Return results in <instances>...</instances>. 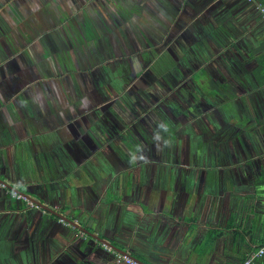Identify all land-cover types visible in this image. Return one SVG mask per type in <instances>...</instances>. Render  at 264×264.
<instances>
[{
  "label": "flooded vegetation",
  "instance_id": "af4514ba",
  "mask_svg": "<svg viewBox=\"0 0 264 264\" xmlns=\"http://www.w3.org/2000/svg\"><path fill=\"white\" fill-rule=\"evenodd\" d=\"M100 26L107 29L110 25ZM128 27L120 25L117 29L121 38L124 36L129 40L127 45L132 43L130 37L135 35L125 30ZM139 35L144 45L147 44L144 36L151 40L150 34ZM189 38L186 43L189 47L182 48L186 52L180 54L178 44V52L173 53L174 66L166 74L157 76L160 77L157 80H153L155 75L149 80L140 78L143 73H137L134 59L130 57L127 62L120 61V64L110 61L99 64V67L90 71L93 76L91 80L86 75L84 80L74 83L61 81L53 86L44 84L42 87L46 91L40 90L41 86L38 84L37 93L30 87L27 93H34L38 98L46 97L47 101H42L41 104L32 99V96L30 102L22 104L19 98L14 97L8 103L9 109H6V102L3 98L0 99L2 154L7 159V168L13 165L14 172L8 173L6 167H0V170L11 179L13 175L16 176L18 194L21 195L16 198L19 206L25 197L23 193L30 196H27L30 204L24 209L27 217H37L43 210L47 222L54 221L56 215L51 208L40 207L35 202H45L49 207H52L50 203L63 206L67 196L64 193L65 187L69 181L81 182V179L96 176L106 180L109 171L114 172L126 166L128 169L122 175L123 180L138 176L140 167L143 166L144 177L147 179L173 176L189 178L196 175L190 167L186 166L183 170L172 168L179 163L191 165L216 159L225 150L228 151V161H240L245 148L256 147L253 134L256 130L255 120L261 117L260 111L264 108V89L252 78L255 71L246 65L249 62L246 58L249 56L245 54L244 41L239 35H211L210 40L200 37L203 43L199 47L195 42L197 36L191 35ZM163 40L167 41L165 38ZM103 45L105 44L102 43ZM89 47L86 45L83 51L90 52ZM142 55L145 57V52ZM135 57L136 62L141 64V59ZM204 60L209 63L203 65L204 70L200 73L209 80V88L203 90L202 79L194 81L193 75L191 80L180 79L185 73L181 65L191 67L194 62L199 64ZM46 65L49 68V64ZM59 65L63 66L65 63L60 62V68ZM88 66L91 67L89 64ZM140 66L138 65V70ZM21 67H24L21 70L25 74L34 73L29 66ZM3 68L4 73L11 72L5 66ZM246 70L251 72L247 73ZM206 73L211 78L212 75H217L223 85L222 89L216 88ZM168 74H171L167 79L168 87L164 88L161 80ZM135 75L142 80V83L138 82L139 87L129 89L128 84L125 94H120L119 90ZM1 83L3 87V82ZM24 83L31 86V81ZM182 86L189 92L177 95L176 91ZM166 90H170L168 95L165 94ZM43 91L45 94H42ZM136 94L140 96V100L136 99ZM73 98L82 101L81 105L84 106L78 107L74 102H67ZM122 102L124 106L122 105L121 111L117 103ZM143 109L144 113H141ZM137 111L140 114L137 115ZM11 132H15L16 138L8 149ZM26 133L30 134L29 140ZM24 153L29 157L25 159ZM109 164L113 169H109ZM146 165H153V170L150 168L148 171ZM155 167L158 171H154ZM30 170L31 176L28 174ZM6 194L7 189L0 186V195ZM59 207H54L53 211L59 212ZM4 211L7 216L0 221L3 228L0 234L5 235V239L17 248L33 245L32 238L36 233L31 229L23 231L21 228L25 221L19 213L23 211ZM42 236L47 237L41 233L39 237L42 239ZM0 255L5 257L1 249Z\"/></svg>",
  "mask_w": 264,
  "mask_h": 264
},
{
  "label": "crops",
  "instance_id": "0c3cea01",
  "mask_svg": "<svg viewBox=\"0 0 264 264\" xmlns=\"http://www.w3.org/2000/svg\"><path fill=\"white\" fill-rule=\"evenodd\" d=\"M259 3L264 0H111L117 21L121 14L139 24L136 34H149L140 20L158 35H239L245 54L253 57L246 63L255 71L252 78L264 89V15ZM21 7L26 14L27 5ZM15 14L13 21L20 25L25 15ZM260 112L253 134L256 147L245 148L240 161H228L225 150L216 159L172 168L190 167L196 175L189 178L147 179L143 166L138 176L123 180L126 166L109 171L106 180L96 176L69 181L63 206L50 203L61 215L50 223L43 210L27 217V204L19 206L8 191L0 195V211H23L22 230L36 233L33 245L18 248L0 234L5 256L0 264H126L104 249L107 242L146 264H240L264 243V108ZM146 166L153 170V165ZM12 179L17 186L16 176ZM41 233L47 237L41 239ZM252 264H264V256Z\"/></svg>",
  "mask_w": 264,
  "mask_h": 264
},
{
  "label": "rangeland",
  "instance_id": "374dc122",
  "mask_svg": "<svg viewBox=\"0 0 264 264\" xmlns=\"http://www.w3.org/2000/svg\"><path fill=\"white\" fill-rule=\"evenodd\" d=\"M21 5H27V7H25V10H27L26 14L23 13ZM30 5L35 8L29 7ZM14 12L16 13L15 16H19V13L23 16L25 15L23 18L24 22L20 25H17L13 21ZM114 12L115 10L112 9L111 0H0V80L3 82V87L0 82V92H2V94H0V99L3 98L4 102H6V109L10 106L8 103L14 97L19 98L22 104L28 101L30 102L32 96V99L38 104H41L42 101H47V99L46 97L38 98L37 95L34 94L35 92L37 93L38 89L36 88H38V84L39 87L41 86L39 89L43 90L44 87L42 86H44V84H52L51 86H53L55 83L61 81L74 83V81L84 80L86 75H88L89 78H87L91 80L93 76L90 71L99 67V64L108 61L120 64L121 62H127V59L132 57L135 63L134 69L138 74L143 73L140 78L149 80L152 75H155L156 77L153 80L160 79V77L157 76L166 74L169 69L174 66V51L176 52L178 49L180 54L183 55V52H186V50L184 51L182 48L189 47L186 46V43L189 42V37H191V35H158L157 32H150L152 28H150V30L148 29L149 25H147V22L139 20L138 22L141 24L144 23L143 28L150 34L149 36L151 38V40H149L144 36L143 38L147 43L144 45L141 36L136 34L137 32H134L135 29L136 31L140 29L138 27L139 24L129 23L127 17L121 14H118L117 21L113 14ZM140 18L145 19L146 17L140 16ZM115 21L119 24H115ZM103 22H108V24H104ZM100 24L110 26L104 29ZM120 25L124 27L129 26L128 29L125 30L130 33L134 32L135 35L130 37L131 44L127 45L129 40L125 39L123 35L122 40L121 35H119L117 29ZM104 34L111 35V37ZM195 36L198 37L195 38V42L197 45L199 44V47L201 43H203L200 37L211 39V35ZM164 38L167 39V41L163 40ZM102 43L105 45L102 46ZM89 44L91 47H89ZM178 44L179 47H177ZM86 45L91 48L90 52H87L88 50H85L86 52L83 51ZM131 45L132 47L130 48ZM3 48H5V50H3ZM2 51H4V54H2ZM142 52H145V57H143ZM135 56L141 59V64L136 62L137 58ZM211 56L213 57V55ZM252 58L253 57H247L246 59L250 61ZM177 61L180 60L177 59ZM60 62L65 63V65H59V68L58 64ZM187 63L189 62L187 61ZM205 63L209 62L206 60L199 64L194 62V65L191 67L188 65L187 67L181 65L185 73L180 79L191 80L192 75L194 76V81H199L203 78V90H206L209 88L210 82L200 73L203 72V65L205 66ZM46 64H49V68ZM88 64L91 65L90 68ZM22 65L31 67L35 76L34 73H23L24 71L21 69L24 67H21ZM138 65H141L139 67L140 70H138ZM4 66L10 69L11 72L8 73V71H6L2 73L1 71H4ZM206 74V76L214 82L216 88L222 89L223 85L219 81L217 75L214 74L211 78L208 73ZM170 75L171 74H168L167 77H163L161 80L164 88L168 87L167 79ZM140 78L135 75L131 81L124 84L125 87L119 90L120 94H122V92L123 95L125 94L127 89L126 85L128 84L129 89H137L139 87L138 84L142 83ZM29 81H31V86H26L24 82ZM30 87L31 90L34 91L33 94L27 93ZM45 91H43L42 94H45ZM169 91L170 90H166L165 94L168 95ZM182 92L187 94L186 92H189V90H185L182 86L179 91H176V94L182 95ZM70 96L72 97L74 95ZM138 96L139 95L136 94V99L140 100V96ZM77 99L73 98L71 101L67 102H74V105L83 107L84 105H81L82 101H78L79 99ZM122 105L123 102L117 103L121 111L124 106ZM141 113H144V109ZM136 114L138 115L140 113L137 111ZM75 131H77V128ZM11 133L12 137L10 138L11 142L8 143V149H10L16 138L15 132ZM26 137L29 140L30 134L26 133ZM0 143H3V140H0ZM23 157L26 159L29 155L24 153ZM38 161L37 158V163ZM153 161L156 162L155 159H153ZM0 166L6 168L8 166L7 159L4 158L1 151ZM7 172L13 173V165L7 168ZM28 174L30 176L32 175L31 170ZM13 183V179L6 176L3 171L0 172V186L7 189L10 195L13 194L15 197L13 199L16 200V198L21 195L18 194L19 186ZM23 194L25 197H23L21 203L29 205L30 201L27 202V198H30V196L25 193ZM36 202L40 203V207L51 208L45 202ZM51 210L53 209L51 208ZM4 216H7V213L5 211L3 212V210L0 211V220L4 218Z\"/></svg>",
  "mask_w": 264,
  "mask_h": 264
},
{
  "label": "built area",
  "instance_id": "2783aa9c",
  "mask_svg": "<svg viewBox=\"0 0 264 264\" xmlns=\"http://www.w3.org/2000/svg\"><path fill=\"white\" fill-rule=\"evenodd\" d=\"M247 1H253V0H247ZM258 8L262 15H264V3L258 4ZM60 222L65 224L63 219H60ZM106 251L111 253L117 262H123L126 264H141L138 261L133 260L127 253H121L117 252L113 248L104 245L103 246ZM264 256V243L258 246L257 248L251 250L248 252L246 258L240 263V264H252L254 261H256L259 258H262Z\"/></svg>",
  "mask_w": 264,
  "mask_h": 264
},
{
  "label": "water",
  "instance_id": "95a60500",
  "mask_svg": "<svg viewBox=\"0 0 264 264\" xmlns=\"http://www.w3.org/2000/svg\"><path fill=\"white\" fill-rule=\"evenodd\" d=\"M25 196V195H24ZM29 199V198H28ZM37 205H39V206H41L40 205V203L39 202H35ZM51 211H53V210H51ZM54 212V211H53ZM55 215H57V216H61V215H59L58 213H56ZM65 218V220L66 221H69V222H72L71 220H70V218H68V217H64ZM84 232L85 233H87V234H89V235H91V236H95V237H97L93 232H90L88 229H85L84 228ZM99 240H100V238L99 237H97ZM107 244L109 245V246H111V248H113L114 250H116V251H118V252H121V253H127V252H125V251H123L122 249H120V248H118V247H116V246H114V245H112V244H110V243H108L107 242ZM128 254V253H127ZM141 264H146V263H144V262H142V261H139Z\"/></svg>",
  "mask_w": 264,
  "mask_h": 264
},
{
  "label": "trees",
  "instance_id": "16d2710c",
  "mask_svg": "<svg viewBox=\"0 0 264 264\" xmlns=\"http://www.w3.org/2000/svg\"><path fill=\"white\" fill-rule=\"evenodd\" d=\"M262 60H263V61H262L261 67H264V56H263ZM262 76H263V79H264V73H262ZM201 79L203 80V78H201ZM56 218H57V217H56ZM56 218H55V219H56Z\"/></svg>",
  "mask_w": 264,
  "mask_h": 264
}]
</instances>
